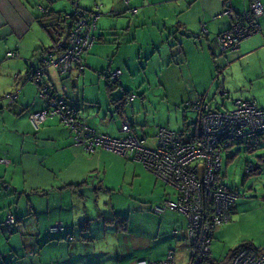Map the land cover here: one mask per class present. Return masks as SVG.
Listing matches in <instances>:
<instances>
[{
	"label": "crops",
	"instance_id": "obj_1",
	"mask_svg": "<svg viewBox=\"0 0 264 264\" xmlns=\"http://www.w3.org/2000/svg\"><path fill=\"white\" fill-rule=\"evenodd\" d=\"M259 1L264 6V0ZM229 2L241 10L247 5L248 0H229ZM128 4L137 8H144L151 4L167 6L162 11V29H165L167 24L172 27L170 32H167V37L174 42L179 39L181 46L176 47L179 52L185 49V45L189 43L188 38L191 36L180 35L179 31H176L178 24L180 31L185 30L187 34L200 33L201 24L204 29L206 28L203 30L206 35L201 36L203 41L199 39L196 42V39L191 37L196 44L193 49H197V52L192 54L198 59L188 63V60L183 58L182 61L186 62L184 64L178 60L179 58L170 62L169 56H166L164 63L156 71L157 86L162 94L160 101L163 104L162 107L161 105L156 107V113L159 114L154 117L156 125L184 129L187 136L196 134L197 113L186 109L191 111L190 113L181 108L182 102L187 99L204 98L216 108L218 102H212L211 99L217 98L218 95L229 96L230 93H234V99L253 100L257 106L264 107V88L260 85L264 84L262 81L264 68L252 66L246 70L243 67L244 63L256 61L257 58L249 59L253 55L261 57L258 59L264 58V13L259 19L260 29L255 32L258 34L253 35L255 34L253 33L244 37L235 49L221 52L215 44L214 36L228 29L231 24L230 17L220 13L223 9V0H129ZM48 6L55 10L69 11L65 2L56 3V0H0V157L9 159L7 165L0 163V184L8 182L12 187L5 191L0 187V221H4L6 214L10 213L7 210L19 215V211L25 214L22 223L19 224L21 234L15 233L16 235L12 234L7 238V231L0 229V264L1 261H6L8 264H84L85 257H91L92 253H103L108 244L107 236L115 237V239L118 237L120 241L121 232L113 224L104 223L101 218L116 215L118 213L114 211L119 209L127 210L129 215L141 214L136 221L134 220L136 226L130 232L128 239L135 256H132L126 264H136L140 259L161 260L165 258L168 251L173 252L175 264H188L189 243L184 232L185 215L182 212L168 210L161 215L156 214L158 216L156 217L151 211V206L162 198L176 197L173 188L156 179L151 173H141L149 182L145 196L148 198L141 197V193L137 194L138 196H131L129 191H126L123 192L125 196L123 203L116 204L112 200V193L116 189L111 181L115 173L112 167L124 165L127 168L132 165L125 164L121 156L104 149L83 154V151L81 152L74 145L72 133L55 117L47 119L38 130H35L29 121V113L45 107L44 99L38 95L37 86L26 78V73L31 66H37L42 51L54 43L52 34L36 19L43 13L42 9ZM97 37L100 39L95 40L92 47L84 54L82 74L91 76L85 73L86 67L91 69L90 71L103 69L105 72L108 69L121 68L120 84L127 83L128 79L122 63L128 65L125 59L130 57L129 47L135 52L140 46L128 45L127 54H125L118 43L113 42L114 45L116 44L115 47H109L110 50L105 49L106 38L101 34H97ZM167 40H162L160 43H167ZM205 50L211 52V63H208L207 58L202 59L201 54L205 53ZM8 51H13L16 55L6 57ZM117 54L119 56L115 58ZM105 58H110L107 66L105 64L102 68L94 66L97 60ZM233 63L241 64L242 76L237 77L234 74L231 68ZM191 65L196 67L195 73ZM224 74L227 76L221 80ZM72 75V73L65 76L57 74V77H54L48 69L45 79L60 94L66 93L67 98L79 108L80 116H84L82 121L84 124L94 127L98 132L120 136L122 133L119 131V126L122 121L128 123L131 121L125 118L124 113L120 115L115 110L110 112L111 121L115 119L114 113L119 116L116 130L111 126V121L104 119L105 115L101 118L100 113L97 114L89 107V104L93 102L90 103L91 98L85 94V88L79 95L80 102H78L79 99L76 100L72 93L69 94L70 90L76 89L79 79L78 75L75 74L76 80L72 78ZM230 77L234 80L233 85L228 82ZM63 86L66 87V92ZM105 91L107 93L106 81ZM8 93L17 94L12 105L7 104L5 95ZM97 99L100 101L101 93ZM218 101L221 105H225L223 100ZM231 103L233 106L232 101ZM131 108L133 109V105ZM26 160L31 162L38 160L39 173H35V169L30 166L31 175L24 179L23 184L16 186L12 171L21 168L24 172ZM92 171L98 173L101 186L98 191H94L90 185L82 184L86 173ZM131 174L140 175L139 173ZM54 175L58 183L55 188L50 186ZM117 177H115L116 181ZM11 183L14 185L12 186ZM68 183L80 186L61 188ZM26 185L30 190L32 188L47 189V192L42 194L35 192L33 197L35 203L31 196L21 201L23 196L19 198L17 194ZM101 195L102 199H105L102 205L99 200ZM236 200L235 204L238 203ZM89 201L94 203L90 205ZM28 205H30L29 209H27ZM251 211L252 209L248 206L244 209L235 206L232 214H236L234 218L232 216V221L214 229L210 244L211 258H222L223 251L227 247L229 250L238 245L236 243L241 237V241H248L253 246H264V215L260 219L255 218L254 215H250ZM84 220L90 221L88 239L82 238L79 234V223ZM55 223H62L65 233L71 234L72 238L68 240L63 237L58 238L56 234L51 235L48 228ZM1 226L4 227L5 224ZM173 230L177 232L174 234ZM118 243L116 240V246ZM116 249L112 251L115 256H117ZM32 251L33 254L29 255L28 253Z\"/></svg>",
	"mask_w": 264,
	"mask_h": 264
},
{
	"label": "built area",
	"instance_id": "obj_2",
	"mask_svg": "<svg viewBox=\"0 0 264 264\" xmlns=\"http://www.w3.org/2000/svg\"><path fill=\"white\" fill-rule=\"evenodd\" d=\"M72 30L65 38H60L55 53H46L39 58L38 66L28 69L26 78L39 88V95L45 97L46 107L30 114V122L37 127L46 117L57 115L74 133V141L86 151L103 148L121 155L133 153L134 158L143 166L172 186L178 193L176 200H166L156 205V212L175 209L187 219L185 235L190 243V261L188 264H208L210 240L213 229L231 219L230 207L235 195L216 181L221 170V153L232 144L247 141L264 134V108L254 102L235 100L229 111L211 110L207 104L193 103L199 114L201 136L192 140H183L179 133L159 129L155 146H146L144 141L129 134L124 139L109 138L96 134L94 130L76 119V112L62 96L55 97L45 85V75L53 68L58 75H69L73 69L83 70L82 54L90 48L94 40L97 15L83 13L76 9ZM234 8L224 11L232 20L231 27L216 35V45L220 50L235 49L244 37L258 30L255 19L264 13L259 0H250L247 8L240 14ZM202 30H205L202 25ZM16 54L9 51L6 57ZM120 69L107 72L106 76L114 80ZM17 77V75H13ZM66 87L63 86V90ZM8 93V103L16 97ZM122 130H129L126 123ZM252 165L249 164L248 167ZM11 220V219H10ZM62 225L56 223L50 232L59 233ZM6 264V263H2ZM136 264H175L171 253L162 260L140 259ZM230 264H264V246L259 248L243 247L233 256Z\"/></svg>",
	"mask_w": 264,
	"mask_h": 264
},
{
	"label": "rangeland",
	"instance_id": "obj_3",
	"mask_svg": "<svg viewBox=\"0 0 264 264\" xmlns=\"http://www.w3.org/2000/svg\"><path fill=\"white\" fill-rule=\"evenodd\" d=\"M76 3L78 1L79 5L83 9H90L91 7L94 8V4H99L100 8L95 9L99 12V18L97 20V26L95 29L96 34H101L106 38L105 49H109V47L116 46L114 43H118L121 49H124L125 54H127L126 49L128 45L135 44L140 46L139 48L132 50L131 47L128 48V52L130 53V57L125 59L128 65L122 63V67L124 73L127 77V83H124L121 86H115L111 89V94L113 98H117L122 94L123 89L130 90L132 94L135 95V98L132 100H128L125 105L124 109V116L129 121L133 122L135 130L138 134L144 133L147 137L148 144L153 145V135L155 133V126L156 122L154 121V117L159 115L156 113V107H162V103L160 101L161 95L159 92V87L157 86V72L166 56H169V59H176L181 60L186 58L189 61L198 59L196 55L192 54V52H197V49H193L196 47L195 42L191 37L188 38L189 43L185 45V49L182 52H179L176 47H172L173 39L167 37V32L172 29L171 26H165V29H162V14L167 6L164 5H157L151 4L147 5L144 8H137L135 13H131L128 5L124 3L123 0H75ZM114 1V2H113ZM65 2V4L69 7V11H73V5L70 3V0H56V3ZM64 6V5H63ZM172 20V18H171ZM174 20V19H173ZM174 27V26H173ZM122 28V30H121ZM174 30V29H173ZM170 32V31H169ZM255 33L253 35H256ZM252 35V36H253ZM135 37V39H133ZM155 37V39H154ZM182 37V36H181ZM180 37V38H181ZM116 38V39H115ZM152 38V39H150ZM178 38V37H177ZM167 40L168 44L160 43L162 40ZM183 39V38H182ZM203 38L199 37L196 38L197 40ZM130 40V41H129ZM179 40V39H177ZM195 46V47H194ZM191 48V49H190ZM104 49V50H105ZM205 49V48H203ZM204 51V50H203ZM218 52V50H216ZM210 51L205 50V53H202V59L207 58L208 63L212 62ZM183 55L185 57H183ZM199 55V52H198ZM119 55L117 54L115 58ZM111 57V56H110ZM254 58H261L259 56L253 55L249 57V59ZM109 59L104 60H97L95 62V67L102 68L103 64L105 66L108 65ZM254 62H249L248 64L244 63L243 67L248 70L250 67L264 68V58L258 59ZM186 64L185 61H182ZM207 63V65H209ZM213 67V66H212ZM94 68V67H93ZM234 70V74L238 77L239 75L242 76V72L240 70L241 64L233 63L232 67ZM95 69V68H94ZM192 71L195 73L196 67L191 65ZM222 67L219 69V71ZM86 67V74H91L90 77L86 76L85 74L78 73L76 69L72 70V78L75 79V74L78 75V84L74 91L70 90L69 94H73L75 99H79L80 102V94L82 93L83 89L85 88V94L89 98H91L89 107L97 112L100 113L99 116L101 118L105 115L104 119L111 121L109 117V113L113 112L114 106L110 104V97L105 91V81L107 77H105L106 72L103 69L90 71ZM215 70V69H214ZM50 74L54 77H57V73L53 68H49ZM217 71V69H216ZM70 73V74H71ZM78 73V74H77ZM227 75H222L221 80L223 77ZM76 80V79H75ZM264 81V80H262ZM228 82L233 85L234 80L232 77L228 79ZM262 88H264V84H260ZM100 88V89H99ZM230 92V91H229ZM101 99L98 101L97 98L100 97ZM225 96V98H224ZM234 93H230L229 96L227 95H218L217 98L211 99L212 102L217 101L218 105L216 106L217 109H230L232 106L231 101L233 102ZM211 97V96H210ZM223 100L225 105H221L220 101ZM133 105V109L131 108ZM160 107V108H161ZM83 107H81L82 109ZM190 112L189 110H185ZM81 113H84L81 111ZM118 113V112H117ZM117 113L115 114V119L111 122V126H113L117 130V124H119V116ZM92 115V113H90ZM94 115V114H93ZM95 118L94 116H91ZM81 120H83L84 116H80ZM84 123V122H83ZM88 127H92L87 124ZM95 129L94 127H92ZM96 130V129H95ZM79 149V148H78ZM81 150V149H79ZM82 152V150H81ZM84 154V152H82ZM123 158V156L121 155ZM124 159L125 164H129L132 166H127V168L122 165H113L112 168L113 177L111 179L112 184L115 186V190L112 193V200L116 204H122L125 196H123V192L129 191L131 196H135L141 193V197L146 196V190L148 188V181H146V177L141 173H150L142 164L138 161L127 160ZM38 160L31 162L26 160V170L21 168H17L12 171V176L14 180V184L16 186H20L23 184L24 179L27 176H30L32 170H29L30 166L35 169V173H39L40 164L37 163ZM45 163V162H44ZM248 163H251L252 167L249 173H246V166ZM136 167V172L134 169ZM26 173V174H23ZM28 173V174H27ZM126 173V176H125ZM131 173H139L140 175L133 176ZM56 175L58 173H55ZM109 174V173H108ZM219 180L224 183L227 189L235 195V200L238 202L235 204L233 203V207L235 208L239 206V209L248 208L252 209L250 215H254L255 218H261L264 215V136H257L254 138L249 139L248 141H244L241 143L232 144L230 147L224 149L221 153V170L218 173ZM118 176L117 181L115 177ZM125 176V181L122 179ZM12 180V179H11ZM123 182V183H119ZM12 182V181H11ZM12 184V183H11ZM12 184V186L14 185ZM36 184V183H35ZM57 182L55 179V175L52 176L50 186L56 187ZM12 188V187H11ZM5 191V190H4ZM30 189L24 187L21 189L19 194V198L22 197L21 201H25L31 196V199L36 194L35 192H29ZM145 191V193H144ZM18 192V191H17ZM22 195V196H21ZM138 196V195H137ZM151 196V195H150ZM106 197V194H105ZM102 195L100 200V204L102 205L105 199H102ZM148 198V197H145ZM139 200V199H138ZM35 203V198H33ZM141 201V200H139ZM146 202V200H143ZM94 202L89 201V204L92 205ZM36 205V204H35ZM6 210V209H4ZM112 213V212H110ZM114 213H118L121 216H124L125 221V229L120 230L121 235L120 241L115 239V237L107 236L108 244L103 250V253L97 252L96 254L92 253L91 257L84 258V264H126L135 256V252L133 248H130L131 243L128 241L130 232L135 228V222L141 214L132 213L129 215L127 210L119 209V211L115 210ZM134 214V215H133ZM236 214V213H235ZM235 214H231V221L232 216L234 218ZM110 217L114 216L108 215ZM156 217H158L155 214ZM1 218V217H0ZM134 222V225H133ZM77 230V229H76ZM16 235V234H15ZM20 237V236H19ZM242 238V237H241ZM241 238H239V244L241 242ZM112 240L114 243L111 244ZM116 240L119 242L116 246ZM104 243V239H103ZM235 244V245H236ZM234 245V246H235ZM132 246V245H131ZM233 246V245H232ZM233 246V247H234ZM129 247V248H128ZM117 248V249H116ZM116 249L117 256L112 254V251ZM225 251L223 254L225 255ZM106 251V252H105ZM92 258V260L90 259Z\"/></svg>",
	"mask_w": 264,
	"mask_h": 264
},
{
	"label": "trees",
	"instance_id": "obj_4",
	"mask_svg": "<svg viewBox=\"0 0 264 264\" xmlns=\"http://www.w3.org/2000/svg\"><path fill=\"white\" fill-rule=\"evenodd\" d=\"M124 1V3L126 4V5H128V8L127 9H130V11H131V13L133 14V13H135L136 11H137V7H132V6H130L129 4H128V2H129V0H123ZM70 3H72V5H73V11H64V10H55V9H53V8H51V7H45V8H43L42 9V11H43V13L40 15V16H37L36 17V19H37V22L43 27V28H45V29H47L51 34H52V36H53V38H54V43L49 47V48H47V49H44L43 51H42V54L40 55V56H42V55H44V54H46V53H55L57 50V47H56V43H57V41L60 39V38H65L67 35H68V33L72 30V27H73V23H74V21H75V16H76V14H75V4H76V1L75 0H70ZM249 3H250V0H248V2H247V5L245 6V7H243V9H241V10H238L235 6H233V5H231L230 4V2H229V0H223V9H222V11L220 12L221 14H225L224 13V11H226V10H230V8L232 9V8H234L236 11V13L237 14H240L245 8H247L248 7V5H249ZM100 8V5L99 4H94V8L92 7V8H90V9H83V8H81L80 7V5H79V3H78V1H77V6H76V9L78 10V11H80V12H85V13H90V12H93L94 14H96L97 15V17H96V20H95V29H96V24H97V20H98V18H99V12L97 11V10H95V9H99ZM228 16V15H227ZM229 17V16H228ZM259 19H260V16L259 17H257L256 19H255V22L258 24V30L257 31H259V29H260V24H259ZM230 21H231V24H232V20L230 19ZM231 24H230V27H231ZM202 25L203 24H201L200 25V28H201V30H200V33H189V34H187L186 33V31L185 30H183V31H180V29H179V24H178V27L176 28V31H179V33H180V35H189V36H191L192 38H194V39H196V38H199V37H201V36H205L206 34H205V32L202 30ZM229 27V28H230ZM228 28V29H229ZM95 29L92 31V34L94 35V40H93V42H92V45L94 44V41L95 40H97V39H100V37H97V34L94 32L95 31ZM206 29V28H205ZM228 29H226V30H228ZM226 30H222V31H220V32H218V33H221V32H223V31H226ZM218 33H216L215 34V36H214V41H215V44H216V35L218 34ZM248 36H250V35H248ZM247 37V36H246ZM116 39V38H115ZM101 40H102V37H101ZM240 42V41H239ZM239 42H238V44H239ZM92 45L90 46V48L92 47ZM180 46H181V44H180V41L179 40H176L175 42H173V44H172V47H177V48H180ZM217 46V45H216ZM238 47V46H237ZM90 48H88L83 54H82V60H83V68H84V54L90 49ZM217 48H218V46H217ZM219 49V48H218ZM227 50H232L231 48H228V49H226V50H220L219 49V51H221V52H225V51H227ZM9 52V51H8ZM11 52H13V51H11ZM13 53H15V52H13ZM16 54V53H15ZM6 56V55H5ZM40 58V57H39ZM172 60L173 59H169V61L170 62H172ZM38 64H39V59H38V63H37V66H38ZM35 67V66H34ZM115 69H120V71H121V68H115ZM115 69H108V71L107 72H110V71H112V70H115ZM83 71V70H82ZM82 71L80 72V73H82ZM107 72H106V74H107ZM121 73H122V71H121ZM120 73V74H121ZM106 74H105V77H107L106 76ZM120 74L118 75V77L116 78V79H114V80H111V79H109V77H107V79H106V87H107V93H108V95H109V97H110V103L114 106V109H115V111L116 112H118V114H123L124 113V109H125V105H126V103L128 102V100H132V99H134L135 98V95L134 94H132L131 92H130V90H125V89H123L122 90V94L120 95V96H118L117 98H113L112 97V94H111V89L113 88V87H115V86H121V84H120V79H119V77H120ZM68 75V74H67ZM26 76H27V73H26ZM60 76H65V75H60ZM34 83V82H33ZM35 84V83H34ZM36 85V84H35ZM45 85L47 86V88H48V90H50L51 92H52V94L55 96V97H60V96H62V97H64L65 99H66V101H67V103H68V105L71 107V108H73L74 110H75V112H76V119L80 122V123H82V124H84L83 122H82V120H81V118H80V110H79V108H77L68 98H67V96H66V93H63V94H60L56 89H55V87H53L48 81H47V79L45 80ZM37 86V85H36ZM37 88H38V86H37ZM66 90L67 89H65V92H66ZM219 92H221V91H219ZM38 95H39V88H38ZM40 96V95H39ZM40 97H42V96H40ZM43 99H44V104H45V107H46V99H45V97H42ZM15 99H16V97L14 98V100L12 101V102H10V103H8L7 102V104L8 105H12L14 102H15ZM235 100H238V99H234L233 100V103H234V101ZM239 100H242V101H251V102H254L253 100H243V99H239ZM8 101V100H7ZM195 101H199V102H201L202 104L204 103V104H207L208 106H209V108L211 109V110H216V111H220V112H224V111H229V110H231L232 108H233V106H232V108L231 109H217V108H214L211 104H210V102L209 101H207V100H205L204 98H194V99H187V100H185V101H183L182 102V109L185 111L186 109H190V110H193V111H195L196 113H197V115H198V118H197V132H196V134H193L192 136H187L186 135V131L184 130V129H178V128H171V127H168V126H165V125H156L155 127V133H154V135H153V138H152V140H153V145H150V144H148V141H147V137H149V136H147V135H145L144 133H142V134H138L137 132H136V130H135V127H134V124L131 122V123H128V122H126V121H122V123L120 124V126H119V131L122 133L120 136H112V135H109V134H107V133H103V132H98L97 130H95V129H93L92 127V129L94 130V132L96 133V134H101V135H105V136H107V137H109V138H114V139H119V140H121V139H124V138H126L129 134H132V135H134L137 139H139V140H142V141H144V144L146 145V146H155V144H156V135H157V132H158V130L159 129H166V130H169V131H173V132H176V133H179L180 135H181V138L183 139V140H192V139H194V138H199L200 136H201V132L199 131V123H198V121H199V114H200V112L197 110V109H195L194 107H193V103L195 102ZM255 103V102H254ZM256 104V103H255ZM257 105V104H256ZM44 107V108H45ZM260 107V106H259ZM44 108H42V109H44ZM260 108H264V107H260ZM42 109H40V110H42ZM36 111H39V110H36ZM36 111H33V112H36ZM33 112H31V113H33ZM31 113H29L28 114V119H29V117H30V114ZM53 117H55V118H57L65 127H66V129H68L71 133H72V137H73V143H74V145L76 146V147H78L79 149H81L85 154H90V153H94L97 149H103V148H95L93 151H86L85 149H83L81 146H79V145H77L76 143H75V141H74V133H73V131H72V129H71V127L70 126H67L57 115H54V116H51V117H46V119H44L41 123H39L38 124V126L37 127H35L33 124V127H34V129L35 130H38L39 128H40V126H41V124L42 123H44L47 119H49V118H53ZM29 121H30V119H29ZM123 123H126L127 125H128V127H129V130L128 131H124V130H122L121 129V126H122V124ZM84 125H86V124H84ZM87 126V125H86ZM258 136H264V134H262V135H258ZM257 137V136H256ZM249 140V139H248ZM247 140V141H248ZM242 142H244V141H242ZM239 143H241V142H239ZM104 150H106V149H104ZM106 151H109V152H111V153H114V154H116V155H119V156H121V154H119V153H116V152H113V151H110V150H106ZM123 156V158H126L127 160H133V161H138V160H136L135 158H134V155H133V153H128V154H124V155H122ZM138 162H140V161H138ZM0 163H2V164H5V165H7L8 163H9V159L8 158H6V157H0ZM141 163V162H140ZM142 164V163H141ZM249 164H251V163H248L247 164V166H246V173H249L250 172V170H251V167H248V165ZM142 166H143V164H142ZM144 167V166H143ZM144 169H146L145 167H144ZM147 170V169H146ZM147 171H149V170H147ZM156 179H159V180H161L162 182H164L162 179H160L158 176H156L154 173H152L151 171H149ZM219 175H217L216 176V181L217 182H219L222 186H224L225 188H227L225 185H224V183H222L219 179ZM166 185H168V186H170L169 184H167L166 182H164ZM82 184H86V185H90V186H92V189L94 190V191H98V190H100L101 189V186H100V181H99V177H98V173H96V172H94V171H92V172H90V173H86V175H85V179L82 181ZM79 185V184H78ZM78 185H76V184H70V183H68V184H65V185H63L61 188H66V187H69V188H72V186L74 187V186H78ZM80 186V185H79ZM0 187L2 188V189H4V190H7V189H9L11 186H10V184L8 183V182H3L2 184H0ZM171 188H173L172 186H170ZM173 190L175 191V195H176V197L174 198V199H171V198H167V197H165V198H162L161 200H159V201H157L156 203H154L152 206H151V211L153 212V213H155V214H158V215H161V214H163V213H165L166 211H168V210H171V211H178V210H173V209H166L165 211H163V212H156L155 210H154V207L156 206V205H163V203H164V201H166V200H176L177 198H178V193L176 192V190L173 188ZM108 191H110V190H108ZM29 192H38L37 194H42V193H46L47 192V189H38V188H32ZM29 203V202H28ZM27 203V204H28ZM30 205H28V207H27V209H29L30 207H29ZM233 210H234V207H233V205H232V207H230V214H232V212H233ZM7 212H10V213H7L6 214V217H5V219H4V221H0V229H4V230H6L7 231V238H9V236L10 235H12V234H15V233H19V234H21L20 233V230H19V228H20V226H19V224L20 223H22V221H23V218H24V216H25V214L23 215V213H21V211H19L20 212V215L17 213H15L14 211L12 212L11 210H7ZM28 212V211H27ZM178 212H180V211H178ZM102 218V221L104 222V223H106V224H113L114 226H115V228L117 229V230H124L125 229V221H126V219H125V217L124 216H121V215H119V214H116V215H114V216H112V217H110V216H102L101 217ZM11 219V220H10ZM230 221H231V219H230ZM89 220H84V221H82V222H80L79 223V234H80V236L82 237V238H84V239H88L89 238V236H88V230H89ZM229 222V221H228ZM227 222V223H228ZM2 224H5V226L3 227V226H1ZM56 224V223H55ZM223 224H226V223H223ZM54 225V224H53ZM52 225V226H53ZM61 225H62V223H61ZM222 225V224H221ZM51 227V226H50ZM50 227L48 228V231H50ZM187 227V219H186V225H185V228ZM216 227H218V226H216ZM215 227V228H216ZM185 228H184V231H185ZM214 228V229H215ZM214 229H213V231H212V234H211V240H210V244H211V241H212V237H213V232H214ZM3 230V231H4ZM177 232V230H173V233L175 234ZM6 232L4 231V234H5ZM51 235H54V234H56L55 236H58V238L59 237H63L64 239H68V240H70L71 238H72V235L71 234H68V233H65V227L62 225V231L61 232H59V233H52V232H49ZM2 234H3V232H2ZM68 234V235H67ZM65 235V236H64ZM185 237H186V235H185ZM186 239H187V237H186ZM188 240V239H187ZM188 243H189V241H188ZM243 247H254V248H259V247H256V246H253L252 244H250V242H248V241H241L238 245H236L234 248H231V249H229L226 253H225V255L222 257V258H220V259H213V258H211V256H210V253H209V255H208V257H207V259H206V262L208 263V264H230V262H231V260H232V258H233V256L237 253V251L238 250H240L241 248H243ZM189 252H190V243H189ZM168 253H171V255L173 256V252L172 251H168ZM167 253V254H168ZM29 255H31V254H33V251L32 252H29L28 253ZM167 256V255H166ZM166 256H165V258H166ZM164 258V259H165ZM173 258H174V256H173ZM162 260V259H161ZM157 261V260H156ZM189 261H190V253H189ZM2 263H6V264H8L6 261H1V264ZM189 263V262H188Z\"/></svg>",
	"mask_w": 264,
	"mask_h": 264
}]
</instances>
